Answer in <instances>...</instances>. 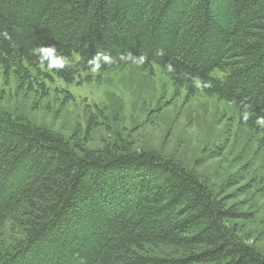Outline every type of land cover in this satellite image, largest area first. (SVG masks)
I'll list each match as a JSON object with an SVG mask.
<instances>
[{
  "label": "trees",
  "instance_id": "trees-1",
  "mask_svg": "<svg viewBox=\"0 0 264 264\" xmlns=\"http://www.w3.org/2000/svg\"><path fill=\"white\" fill-rule=\"evenodd\" d=\"M3 29L12 40L0 39V67L27 84L51 77L31 54L38 45L68 58L53 71L67 82L106 51L115 60L101 71L133 64L153 74L157 64L177 90L198 82L264 143L254 125L264 115V0H0ZM127 144L98 152L0 114V228L14 221L20 235L0 248V264H264L229 224L241 213L205 180Z\"/></svg>",
  "mask_w": 264,
  "mask_h": 264
},
{
  "label": "rangeland",
  "instance_id": "rangeland-1",
  "mask_svg": "<svg viewBox=\"0 0 264 264\" xmlns=\"http://www.w3.org/2000/svg\"><path fill=\"white\" fill-rule=\"evenodd\" d=\"M154 71L147 74L130 64L95 75L83 72L71 82L50 72L51 77L39 78L40 84H27L0 67V114L41 126L94 151L130 143L134 149L175 160L241 213L229 224L264 254L260 134L241 125L234 106L207 94L200 83L193 92L177 90L159 65ZM19 236L14 221H9L0 228V248ZM150 250L157 255L181 253L167 246Z\"/></svg>",
  "mask_w": 264,
  "mask_h": 264
},
{
  "label": "clouds",
  "instance_id": "clouds-1",
  "mask_svg": "<svg viewBox=\"0 0 264 264\" xmlns=\"http://www.w3.org/2000/svg\"><path fill=\"white\" fill-rule=\"evenodd\" d=\"M0 39L12 40L11 34L7 29L0 30ZM31 54L37 58L39 67L47 72L61 71L69 66L70 61L63 54L58 52L55 45H38L31 49ZM121 61L130 60L132 63H139L141 66L146 60L144 55L133 56L131 53H120ZM115 57L110 52L98 51L87 61L88 71L95 75L101 72L102 68L111 64ZM169 67H171L169 65ZM210 86V85H209ZM251 113L245 109L242 112V118L247 121L251 117ZM254 125L261 130H264V115H257L254 119Z\"/></svg>",
  "mask_w": 264,
  "mask_h": 264
}]
</instances>
